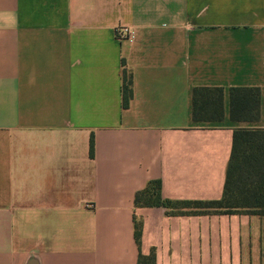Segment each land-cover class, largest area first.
Here are the masks:
<instances>
[{
  "label": "crops",
  "instance_id": "obj_1",
  "mask_svg": "<svg viewBox=\"0 0 264 264\" xmlns=\"http://www.w3.org/2000/svg\"><path fill=\"white\" fill-rule=\"evenodd\" d=\"M194 88L220 121L192 120ZM237 88L257 121L230 118ZM236 129H264V0H0V264H264V216L134 205L154 181L219 200Z\"/></svg>",
  "mask_w": 264,
  "mask_h": 264
},
{
  "label": "trees",
  "instance_id": "obj_2",
  "mask_svg": "<svg viewBox=\"0 0 264 264\" xmlns=\"http://www.w3.org/2000/svg\"><path fill=\"white\" fill-rule=\"evenodd\" d=\"M230 118L234 121L258 120L259 90L231 89ZM132 97L131 79L122 71L121 108L126 109ZM191 116L194 122L220 121L223 117L222 90L219 88H194L192 90ZM90 156L93 140H90ZM160 182L154 181L134 196L138 207H164L168 215L221 214L264 216V129H236L227 164L222 197L215 201H187L172 203L161 197ZM192 211L182 212L181 208ZM180 208V209H179ZM141 224L134 221V240L139 247ZM137 264H155L153 253L139 255Z\"/></svg>",
  "mask_w": 264,
  "mask_h": 264
},
{
  "label": "built area",
  "instance_id": "obj_3",
  "mask_svg": "<svg viewBox=\"0 0 264 264\" xmlns=\"http://www.w3.org/2000/svg\"><path fill=\"white\" fill-rule=\"evenodd\" d=\"M132 34L133 31L126 27H119L115 31L116 39L119 41L129 40Z\"/></svg>",
  "mask_w": 264,
  "mask_h": 264
},
{
  "label": "rangeland",
  "instance_id": "obj_4",
  "mask_svg": "<svg viewBox=\"0 0 264 264\" xmlns=\"http://www.w3.org/2000/svg\"><path fill=\"white\" fill-rule=\"evenodd\" d=\"M180 209V208H179ZM187 209H191L190 207L189 208H187Z\"/></svg>",
  "mask_w": 264,
  "mask_h": 264
}]
</instances>
